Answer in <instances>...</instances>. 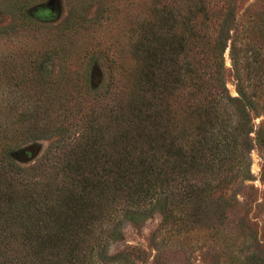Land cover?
I'll use <instances>...</instances> for the list:
<instances>
[{"label":"trees","instance_id":"16d2710c","mask_svg":"<svg viewBox=\"0 0 264 264\" xmlns=\"http://www.w3.org/2000/svg\"><path fill=\"white\" fill-rule=\"evenodd\" d=\"M139 4L122 84L83 86L89 98L59 101L43 58H23V101L6 102L0 115V264H106L112 232L156 213L187 228L229 222L232 208L220 199L251 178L250 151L262 140L261 51L250 36L242 63V48L231 46L243 74L233 96L223 55L234 0ZM55 133L39 161L17 163L23 138Z\"/></svg>","mask_w":264,"mask_h":264},{"label":"rangeland","instance_id":"374dc122","mask_svg":"<svg viewBox=\"0 0 264 264\" xmlns=\"http://www.w3.org/2000/svg\"><path fill=\"white\" fill-rule=\"evenodd\" d=\"M140 8L139 0H0V115L8 113L6 102L23 101L28 74L23 58L28 56L43 58L46 84L60 87V93L53 94L59 101L89 98L83 86L100 85L103 90L110 83L122 84V70L130 71L133 65L134 26ZM234 13V36L223 59L226 85L237 96L242 65L235 72L231 46L236 43L242 48L236 53L244 63L252 36L255 50L264 59V0H234ZM254 121L262 140L255 138L250 151L252 176L232 187L233 198L220 199L221 206L226 203L232 208L228 223L173 226L160 213L136 223L126 220L109 238L105 263L264 264V112ZM59 138L57 133L37 141L23 138L17 163L27 166L39 161Z\"/></svg>","mask_w":264,"mask_h":264}]
</instances>
